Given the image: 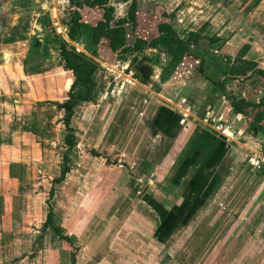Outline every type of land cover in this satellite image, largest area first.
I'll return each instance as SVG.
<instances>
[{
    "label": "rangeland",
    "instance_id": "rangeland-1",
    "mask_svg": "<svg viewBox=\"0 0 264 264\" xmlns=\"http://www.w3.org/2000/svg\"><path fill=\"white\" fill-rule=\"evenodd\" d=\"M78 8L0 0V264H264V0Z\"/></svg>",
    "mask_w": 264,
    "mask_h": 264
},
{
    "label": "trees",
    "instance_id": "trees-1",
    "mask_svg": "<svg viewBox=\"0 0 264 264\" xmlns=\"http://www.w3.org/2000/svg\"><path fill=\"white\" fill-rule=\"evenodd\" d=\"M70 4H71V7H74V11L72 13L73 15V22L71 23L70 27H69V32H68V35L70 37V39H73L75 38V36L81 31V30H84V29H90L92 31L91 33V36H90V42L92 44H97L99 42V38H101L102 36H107L109 37L110 39V43H109V46L110 48L113 50V51H116L118 50L117 49V43L121 45L120 47V52H126L127 51V48L128 46L125 45V42H124V39H123V26H114L113 28L111 27H108L106 28L107 30V33H104V26L106 23L109 22V19L110 17L108 18V22L102 20H98L96 22V25H92V24H88L86 26L83 25V20H82V13L80 12V9L81 8H78V6L80 7H84V6H88L89 8H94V9H101L104 10L105 8V5H106V0H70ZM105 11H103L102 15H104ZM107 16H105L106 18ZM121 23L123 22V20L120 21ZM159 30L162 32V31H167L169 33H172L173 34V31H172V28L165 24V25H159ZM165 29V30H163ZM165 37H161L160 38V41H162L164 44H168L170 43L171 44V40H166L164 39ZM178 44H181L183 41L181 39H176L175 40ZM158 40L154 42L153 46H155L157 44ZM143 45H147L145 43V41L141 40V39H138L136 40V43L135 45L132 47L133 50H138L140 49L141 46ZM67 62L69 61V59L67 58L66 60ZM69 64V62H68ZM69 85V81L67 82L66 86L67 87ZM68 93V91H67ZM81 95V94H80ZM92 96V94H91ZM89 96V92H84L82 93L81 97H79V99H84V100H89L90 97ZM78 99V100H79ZM71 102H72V98L71 97H67L63 103V108H64V112H65V115H64V122L66 123L67 127L69 125V118H68V115H69V112L71 110ZM241 105H246V106H250L248 103H246L244 100H239L238 103H234L232 104V106L234 107V109L238 112H241L242 108H240ZM258 106L261 108V117L264 118V99L258 104ZM70 132H67L66 134V139H67V142H70V144L68 143V148L67 149H70L72 148V143H71V140H72V135L69 134ZM66 151V150H65ZM66 160V158H65ZM68 170V167H66V170L64 169V172ZM63 172V171H62ZM63 172V173H64ZM63 178V177H62ZM61 178V179H62ZM60 179V180H61ZM56 180V179H55ZM49 216H52V213L49 212L48 213ZM48 216V217H49ZM48 220H50V217L48 218Z\"/></svg>",
    "mask_w": 264,
    "mask_h": 264
},
{
    "label": "crops",
    "instance_id": "crops-1",
    "mask_svg": "<svg viewBox=\"0 0 264 264\" xmlns=\"http://www.w3.org/2000/svg\"><path fill=\"white\" fill-rule=\"evenodd\" d=\"M202 135H200V137H202L200 140V142L196 145L195 144V147L194 149L191 148H187L186 150H184L185 154H187V152H189V155L188 156H192V161H191V164L196 161H198L200 158L202 159V156H203V150L208 146V145H211L212 143L214 144V142H211V134L209 132H204V133H201ZM199 137V136H198ZM65 142L67 143V139H66V135H65ZM216 144V143H215ZM215 148H217L216 151H218V146L216 145ZM208 151V152H207ZM207 151L205 150V153L207 152V154L205 156H207L208 158L210 157V154H211V151L207 149ZM192 152V153H191ZM214 152V151H213ZM212 152V153H213ZM192 154V155H191ZM204 156V157H205ZM203 157V158H204ZM222 158V157H221ZM221 158L219 159L221 161ZM204 160V161H203ZM202 162H207V159H202L201 160ZM193 166V165H192ZM191 166H188L187 169H189ZM213 175V174H212ZM210 176V174L208 175V177ZM189 208V207H188Z\"/></svg>",
    "mask_w": 264,
    "mask_h": 264
},
{
    "label": "built area",
    "instance_id": "built-area-1",
    "mask_svg": "<svg viewBox=\"0 0 264 264\" xmlns=\"http://www.w3.org/2000/svg\"><path fill=\"white\" fill-rule=\"evenodd\" d=\"M224 132L226 133V132H227V129H223V133H224Z\"/></svg>",
    "mask_w": 264,
    "mask_h": 264
}]
</instances>
